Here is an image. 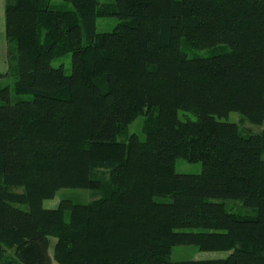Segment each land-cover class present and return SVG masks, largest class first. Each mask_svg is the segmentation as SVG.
Returning <instances> with one entry per match:
<instances>
[{
    "label": "trees",
    "instance_id": "obj_1",
    "mask_svg": "<svg viewBox=\"0 0 264 264\" xmlns=\"http://www.w3.org/2000/svg\"><path fill=\"white\" fill-rule=\"evenodd\" d=\"M54 1L5 2L15 93L33 99L0 90V264H264V131L222 121L264 123V0ZM183 46L224 51L189 59ZM68 54L71 75L52 64ZM141 116L145 139L119 141ZM178 159L202 173L178 174ZM70 188L101 198L44 208ZM179 245L230 255L171 262Z\"/></svg>",
    "mask_w": 264,
    "mask_h": 264
},
{
    "label": "rangeland",
    "instance_id": "obj_2",
    "mask_svg": "<svg viewBox=\"0 0 264 264\" xmlns=\"http://www.w3.org/2000/svg\"><path fill=\"white\" fill-rule=\"evenodd\" d=\"M5 1L0 0V73L4 76L0 79V90L8 88L10 91L9 103L14 105L20 101H31L32 95L25 94L19 95L15 93V84L17 81L16 74V62H17V51L15 45L8 42L6 37V19H5ZM100 5L112 4L115 0H98ZM53 7L60 10H73L72 6L66 3L64 0H55ZM119 20L116 17L103 18L97 20V32L98 33H109L112 32L119 24ZM228 50V47H224ZM183 53L189 59H204L212 57L222 51L207 49V50H195L190 49L186 46L182 47ZM55 68L63 67L66 75L72 74V56L71 54L65 55L61 58H57L53 61ZM6 102L0 100V106L5 105ZM179 119L185 120L187 118L195 119L191 113L179 112ZM222 121L236 124L242 135L247 136L250 134H260L264 131V123L261 126L252 125L248 119L239 112L231 113L227 118ZM145 117L141 116L130 125L124 127V129L118 134L117 139L119 141H126L131 135L136 134L140 139H145L143 133V126ZM264 158V155H263ZM203 171V165L201 163H189L186 160L178 159L176 161V172L178 174L185 175H199ZM15 192L21 193L22 188L14 189ZM101 198V194L93 190L85 189H61L55 196L54 199L47 200L43 203L45 209L53 210L57 209L62 201H72L81 204H90ZM157 201L168 202L171 201V197H159ZM216 202L223 203L229 213H233L241 216L256 217L258 212L256 209L248 208L240 200L230 199H218ZM24 208V207H23ZM182 232H197V230H182ZM56 239H51V248L49 253L53 255L54 246ZM12 255L13 252L8 251ZM230 255V252H202L194 245L186 246H175L171 251L169 260L171 262H201V261H212L219 259H226ZM53 264H57L53 262Z\"/></svg>",
    "mask_w": 264,
    "mask_h": 264
},
{
    "label": "crops",
    "instance_id": "obj_3",
    "mask_svg": "<svg viewBox=\"0 0 264 264\" xmlns=\"http://www.w3.org/2000/svg\"><path fill=\"white\" fill-rule=\"evenodd\" d=\"M6 2V1H5ZM4 8H5V6H4Z\"/></svg>",
    "mask_w": 264,
    "mask_h": 264
}]
</instances>
